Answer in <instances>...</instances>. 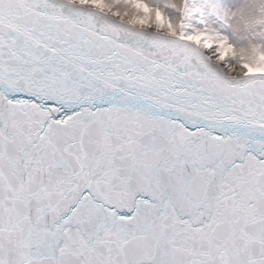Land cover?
Here are the masks:
<instances>
[{"label":"snow or ice","instance_id":"1","mask_svg":"<svg viewBox=\"0 0 264 264\" xmlns=\"http://www.w3.org/2000/svg\"><path fill=\"white\" fill-rule=\"evenodd\" d=\"M0 264H264V0H0Z\"/></svg>","mask_w":264,"mask_h":264}]
</instances>
